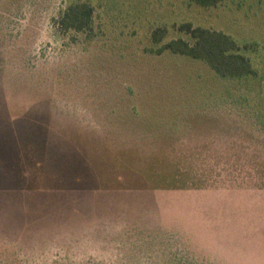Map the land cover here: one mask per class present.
<instances>
[{
    "label": "rangeland",
    "instance_id": "374dc122",
    "mask_svg": "<svg viewBox=\"0 0 264 264\" xmlns=\"http://www.w3.org/2000/svg\"><path fill=\"white\" fill-rule=\"evenodd\" d=\"M184 23L256 76L154 53ZM0 151V264H264V0H0Z\"/></svg>",
    "mask_w": 264,
    "mask_h": 264
},
{
    "label": "trees",
    "instance_id": "16d2710c",
    "mask_svg": "<svg viewBox=\"0 0 264 264\" xmlns=\"http://www.w3.org/2000/svg\"><path fill=\"white\" fill-rule=\"evenodd\" d=\"M201 8H213L221 4L224 0H192ZM93 7L87 1H76L70 3L63 11L59 13L54 20V24L59 33L67 34L92 32L93 25ZM180 33L187 36V39H174L161 45L154 50L157 55L169 52L172 55L187 57L193 60L201 61L210 67L220 78L229 80H239L245 77H255L256 72L246 57L241 54V48L231 37L225 33L193 27L189 23L179 26ZM167 35L165 28H158L152 34V42L160 45ZM10 154L7 151H0V161L7 174ZM3 170V171H4ZM187 174L175 172L172 174V181L179 182V179ZM155 176V173H154ZM153 176L143 175L142 179L146 187L150 189H166L163 186H155L152 183ZM185 186L170 185L167 189H184Z\"/></svg>",
    "mask_w": 264,
    "mask_h": 264
}]
</instances>
